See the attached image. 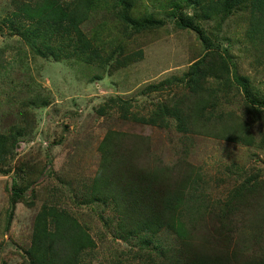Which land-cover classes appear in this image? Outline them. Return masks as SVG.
<instances>
[{"label":"rangeland","instance_id":"374dc122","mask_svg":"<svg viewBox=\"0 0 264 264\" xmlns=\"http://www.w3.org/2000/svg\"><path fill=\"white\" fill-rule=\"evenodd\" d=\"M129 1L123 12L117 0H94L78 24L83 52L62 54L57 39L39 38L53 48L42 55L24 40L34 27L20 12L40 2L0 0V135L10 150L0 159V264H28L44 209L92 239L80 263L186 264L194 251L223 250L230 264H264V31L250 34L248 3L218 11L222 0ZM184 15L197 30L175 24ZM125 17L158 25L134 33ZM205 51L218 69L192 92L189 66ZM108 131L121 136L108 148L118 170L141 168L159 191L169 183L182 192L174 213L169 204L159 215L173 216L171 226L135 231L138 217L112 198L118 184L92 189ZM10 189L20 191L12 209ZM177 222L190 243L174 232Z\"/></svg>","mask_w":264,"mask_h":264},{"label":"trees","instance_id":"16d2710c","mask_svg":"<svg viewBox=\"0 0 264 264\" xmlns=\"http://www.w3.org/2000/svg\"><path fill=\"white\" fill-rule=\"evenodd\" d=\"M38 1L40 3L33 2L30 5H24L20 11L25 19L33 21L34 28L25 29L22 33L24 40L28 42L31 48L35 52H38V54L51 55L53 50L52 45H44V47H41L36 44L39 38L51 39L53 37L60 42L59 50L62 54H65V50H68L69 48L74 52H83V49H85L88 44L84 41L83 36L78 33V24L81 22L82 16L86 15L87 10L92 6L94 0H70L69 2H66L65 0ZM187 1L192 3L198 2V0ZM117 2L122 5L123 12L124 10L127 11L131 4L129 0H117ZM242 3L249 4L251 16L250 34L255 38V34L264 31V0H222L217 10H229ZM120 16H123L122 12ZM123 21L126 25H130L134 33L158 25L157 21L146 19V17L139 20L125 17ZM156 22L157 25H153ZM175 24L180 28L197 30L192 19L186 15L179 16ZM72 39H74L78 45L73 43L74 45L72 44L71 46L69 43ZM207 52L209 51H205L199 59L189 66L187 75L191 80L189 88L192 92L197 90L200 79H203L208 73H212L213 70L217 68L212 65L211 61L213 58L208 56ZM222 66L221 72L223 68H226L225 64ZM217 76H219V74H217ZM239 80H241V78H239ZM241 86L243 87V90H245V86ZM116 99L121 102L119 98ZM109 100L114 101V99ZM99 112H101V110H99ZM171 114L180 121V129L182 131L186 130L187 128L181 122L182 116L179 113V110L175 109ZM132 120L141 123L154 124V120L150 118L143 119L133 117ZM115 137L119 138L121 136L115 134L113 131L106 132L103 138V143L99 146L102 159L101 163L98 165L96 173L100 176L94 179L92 189L98 191L99 187L103 188L105 185L109 187V184H118V187L114 189V195L112 198L114 200L118 198L121 201L120 206L121 210L124 212L123 214H132L133 216L135 215L138 217L133 223L135 231L144 228L155 232L161 225L168 226L170 224L171 226V224L175 222L173 216L168 218V221L160 222L159 215L162 209L169 204V210L174 213L176 205L180 204L182 192L177 190L171 191L172 187L169 183H165L163 189L159 191V189L154 188L151 185L152 174L141 168H135L131 172L118 170L119 166H117V164L122 163V161H116L108 151V148L110 149L112 146L111 142ZM135 137L138 139L140 138L138 136ZM242 137L245 138H241L240 141H244L245 143L250 142L249 140L251 138L247 134L245 135V133H243ZM6 141L7 138L0 135V159L10 151L6 149ZM105 165L110 167V172L107 169V173L110 175V180L108 181L105 179L104 174L101 173L102 170L105 169ZM110 165H113V167ZM115 178H117V181L113 180ZM169 180L166 182H169ZM111 190L113 189L109 188V191ZM176 191L177 193L174 196H171ZM19 198L20 191L18 189H10L8 198L10 209L14 207V204ZM44 210V212H37L34 216L31 242L27 249L29 257L28 264H89L86 262L80 263L79 260V253L85 248H91L93 245L92 239L89 235L78 226L74 220L70 221L64 213H54L51 209ZM10 217L11 214L8 215V220ZM45 218H49L48 222ZM151 222L153 224H151ZM48 225H52L54 229L49 230ZM173 229L176 235L181 237L184 243H190L185 223L177 222V227H174ZM54 247L57 249L54 250ZM186 264H230V259L223 250H221V255H215L209 251L203 255L199 254L198 251H194L191 254V259L187 260Z\"/></svg>","mask_w":264,"mask_h":264}]
</instances>
